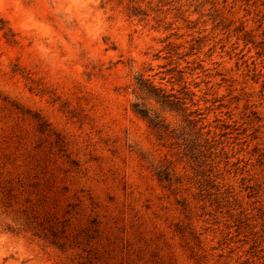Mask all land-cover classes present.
I'll return each mask as SVG.
<instances>
[{"label": "rangeland", "instance_id": "obj_1", "mask_svg": "<svg viewBox=\"0 0 264 264\" xmlns=\"http://www.w3.org/2000/svg\"><path fill=\"white\" fill-rule=\"evenodd\" d=\"M0 264H264V0H0Z\"/></svg>", "mask_w": 264, "mask_h": 264}, {"label": "trees", "instance_id": "obj_2", "mask_svg": "<svg viewBox=\"0 0 264 264\" xmlns=\"http://www.w3.org/2000/svg\"><path fill=\"white\" fill-rule=\"evenodd\" d=\"M127 9L130 17H139V20H144L148 16L147 10L140 6L132 5L128 6ZM137 83L140 96L135 102H133V110L145 118L152 128L156 129L158 134L163 136L164 133L168 132L169 128V124L166 123V118L163 113L166 110L184 111V102L180 96H177L174 93H168L164 88L156 86L149 79L139 78ZM150 100L154 101L156 106L150 104ZM188 115H191V113ZM190 122L193 121L190 120ZM180 130L181 134H179V136L184 133V128ZM150 161L160 180H171L169 166L164 163H155L152 159Z\"/></svg>", "mask_w": 264, "mask_h": 264}, {"label": "clouds", "instance_id": "obj_3", "mask_svg": "<svg viewBox=\"0 0 264 264\" xmlns=\"http://www.w3.org/2000/svg\"><path fill=\"white\" fill-rule=\"evenodd\" d=\"M7 6V5H6Z\"/></svg>", "mask_w": 264, "mask_h": 264}]
</instances>
